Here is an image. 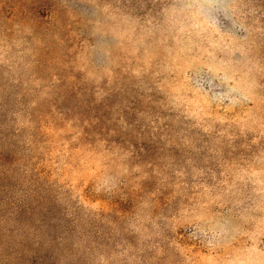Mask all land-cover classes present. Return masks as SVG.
Returning <instances> with one entry per match:
<instances>
[{"label":"clouds","instance_id":"9594fccd","mask_svg":"<svg viewBox=\"0 0 264 264\" xmlns=\"http://www.w3.org/2000/svg\"><path fill=\"white\" fill-rule=\"evenodd\" d=\"M51 4L56 28H28L30 59L0 56V146L9 148L0 169H16L23 188L57 210L55 264H264V0ZM53 48L72 72L51 74L52 95L67 79L99 102L128 76L174 130V163L161 170L132 158L144 144L121 156L119 136L108 143L77 121L48 180L35 133L15 114Z\"/></svg>","mask_w":264,"mask_h":264},{"label":"rangeland","instance_id":"374dc122","mask_svg":"<svg viewBox=\"0 0 264 264\" xmlns=\"http://www.w3.org/2000/svg\"><path fill=\"white\" fill-rule=\"evenodd\" d=\"M51 9V0H0V56L30 59L28 48L32 37L28 28L36 27L42 36L55 30V21L48 19ZM45 51L48 49L42 50V56ZM56 55L53 48L46 70L34 73L33 93L23 98L18 105L20 111L15 114L22 128L35 133L32 139L42 157L38 169H45L48 180L54 179V167L50 165L56 162L59 150L65 145L71 147L84 121L108 143L110 136H119L123 144L121 156L129 145L144 144L146 153L137 155L140 150L135 148L132 158L140 159L142 155L146 157L145 165L159 166L161 170L174 163L169 141L175 138V132L161 123L155 109L142 98L135 81L129 82L125 76L115 95L105 96L99 102L86 85L81 83L77 87L76 81L67 79L61 80L62 87L52 95L48 86L51 74L59 72L66 77L72 72L55 60ZM103 61L99 52L90 58L96 65ZM81 75L76 73V80ZM68 112L75 116L70 118ZM0 148L4 152L9 150L7 145ZM16 177V169L9 170L7 166L0 169V264H55L57 210L32 196ZM150 182L151 178L144 181Z\"/></svg>","mask_w":264,"mask_h":264}]
</instances>
